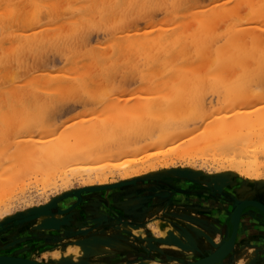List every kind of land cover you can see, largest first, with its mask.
Wrapping results in <instances>:
<instances>
[{
	"label": "bare ground",
	"instance_id": "6f19581e",
	"mask_svg": "<svg viewBox=\"0 0 264 264\" xmlns=\"http://www.w3.org/2000/svg\"><path fill=\"white\" fill-rule=\"evenodd\" d=\"M157 1L85 0L79 4H71L72 0H0L1 24L6 22L12 27L0 36V154L7 153L6 156L12 159V167L10 165L5 170L7 176L17 162L18 169L22 170L18 165L23 162L24 171H28L43 169L51 162L62 163L74 157L96 159L104 155H117L122 149L108 150V147L113 149L109 142L124 140L118 134L122 130L123 136L125 128H128L126 130L131 136L135 135V131L137 134L140 132L151 136L150 139L154 135V142L161 147H165L167 143L173 144L170 146L172 151L167 147L169 152L186 146H213L239 156V149L247 147L246 141L251 137L256 139V144L264 145V0L233 1L234 14L231 16H236L234 21L237 25L234 23L232 26H240L233 35L224 34L228 14H223L227 11V2L220 6L214 3L208 8L193 10L203 1L193 0L191 5L185 2L184 6L174 10V14L170 12L172 24L167 21L169 15L163 18L164 25L161 27L164 30H136L129 36L124 27L121 33L112 36L111 30L108 39L99 40L88 47L91 43L88 32L91 26L117 29L115 22L119 21L125 26L136 17L131 16V13L138 11L139 5H143L146 13L149 9L147 5ZM163 1L158 3L166 5L186 0ZM73 6H76L79 16H64L63 12ZM193 11L196 12L194 17ZM119 13H124L125 16H116ZM46 16L51 19L49 26L44 23ZM52 19L55 21L52 22ZM75 27L82 30L80 39L74 43L71 35L75 32ZM222 37L224 41L219 42ZM35 43L39 46H35ZM65 43L67 47H64ZM54 48L59 50L57 53L64 59L61 66H50L48 62L47 51ZM26 52L34 55L35 62L25 68L18 61V65L14 67L10 60H19ZM149 59L150 63L152 60V66L143 67ZM138 60L144 65L138 66ZM211 60H214L215 68L211 67ZM139 67L143 70L141 79L151 82L149 90L154 92L148 91L149 94L145 95L144 82L141 81L137 87V95L125 97L122 94L121 97L117 93L115 99L107 100H112V106L107 105V109L104 108L106 113L100 111L96 119H87L86 109L78 113L82 117L70 123L71 132L64 139L56 140L54 137L42 141L45 139L43 136L39 135V139L29 136L35 123L45 127L56 116L52 105L45 102L42 105H47V110L36 109V115L28 111L29 116H26L21 112L23 110L18 111L32 103V92L40 89L51 93L55 91L57 95L54 99L69 101L70 97L62 92L65 90L69 91L74 103L88 104L95 99L107 98L114 91H127V75L132 77L135 72L140 75ZM21 70L23 78L19 75ZM120 74L124 75L117 79L115 76ZM217 75L219 78H211ZM209 77L212 80L210 82L214 81L213 86L216 87L213 92L218 97L213 104L209 100L206 102L208 88L206 89L205 81ZM130 91L131 89L123 93L128 94ZM220 94L224 104L219 98ZM25 96L31 100L23 102ZM117 96L124 98L119 100ZM188 104L194 106L193 111H185ZM41 110L44 112L38 113ZM145 113H150L149 117L151 114L157 115L158 118L153 122L155 126L152 124L153 127H147L151 121L147 126L144 124ZM154 117L151 116L152 121ZM45 120L47 123H44ZM65 121L58 125H46L52 126L48 131L60 129ZM191 123L195 125L190 127ZM176 125L180 128L175 127ZM64 128L65 126L60 131L62 135L66 130ZM156 130L164 132V137L156 140L158 135L153 134ZM132 138L133 141L135 138ZM183 138H186V142L179 143ZM143 140H147V137ZM174 142L177 144L174 145ZM243 155L246 154L239 158H243ZM239 158L235 160V168H239L241 164L246 165L248 170L254 172L251 178H261L259 163H254L253 166L251 162L257 160V155L253 160L249 158L250 162L239 161ZM200 170L199 166L185 167L180 171L183 174L173 180L181 184L189 180L187 176L194 175L197 179L194 181L200 182L202 178L198 180V177L203 173H199ZM13 172L9 173L10 178H15L16 172ZM137 172L138 170H134L133 173ZM233 172L230 167L205 177V183L200 185L207 187L210 193L200 192L199 195H204V198L193 204L183 203L180 195L176 200L170 201L171 192L168 193L167 190H147V197L153 198L150 206L144 200L133 204L130 196H127V190L120 192L117 187L97 190L96 186L104 187L106 183L94 185L88 175L83 181L82 190L61 191L43 203L25 207V210L13 215L14 217H6L12 223L31 225L38 231L31 235L23 231V226L20 227L24 237L27 236L36 245L31 248L35 251L27 252L16 247L14 244L20 238L11 240L5 246H0V264L25 263L21 262L22 259L28 260L27 264H134V261H139L138 264H239L240 261L243 264H263L264 177L249 179L251 182L242 184L239 180L231 179ZM97 178L98 181L104 180L101 174ZM2 179L8 180L6 177L0 179V191L11 185V181L2 183ZM180 190L176 189L178 192ZM217 191L221 194L229 193L225 202L230 205L227 211L213 207ZM133 197L138 196L134 194ZM241 203L245 204L240 210L238 221L241 222V215L246 209L255 211V215L250 217L255 220L250 228L241 227L246 235L239 238L231 259L225 260L230 254V242L226 238L230 225L227 223L226 229L222 213L228 216V220L231 217L235 221L238 214L235 209ZM3 211L7 212L8 207H3ZM239 222L234 243L240 229ZM164 231L165 235L161 236ZM170 232L172 235L168 236ZM46 240L49 244L39 245ZM207 255L213 257L207 258Z\"/></svg>",
	"mask_w": 264,
	"mask_h": 264
},
{
	"label": "rangeland",
	"instance_id": "374dc122",
	"mask_svg": "<svg viewBox=\"0 0 264 264\" xmlns=\"http://www.w3.org/2000/svg\"><path fill=\"white\" fill-rule=\"evenodd\" d=\"M83 1H85V0H72L71 4H74V3L79 4V3H82ZM159 1H161V0H158L157 2H155V4L158 3ZM192 1L193 0H186L183 2L173 1V2L167 3L166 5H161L159 3L156 5L154 3H152L151 5L148 4L147 7H149V9L146 11V13H145V11H143L144 10L143 5H139L137 8L138 11L131 13V16H136V17H133L131 20H129L130 22L126 23L125 26L120 21H119V23L115 22V26L117 27V29L116 28L110 29L109 27L105 28V27L91 26L90 31H88L89 36L91 35V37H90L91 43L88 44V47L93 45L94 43H96L99 40L102 41V40L108 39V37L110 36L109 32H111V30H112V36L115 33H121L124 30V27H125V30L127 29L126 33L129 34V36L131 34H133L134 32H136V30H144V29L150 30L153 28H156V31H158L159 29L164 30V28L161 27L164 25V24H162L163 18H165V16L169 15V18H167V21L169 24H172V23H170V21L173 20V18L170 14L171 13L174 14V10H176L177 8H179L181 6H184L185 2H187L191 5ZM233 1L234 0H203V1H200L198 6L194 7L193 10L194 9L195 10L196 9H205V8L210 7L214 3H218L217 5L220 6L223 4V2H227L225 5V8L227 9V11H225V14H223V15L228 14V16H227L228 18L225 22L226 26L224 28V34H225V36H227L228 34L233 35L237 31V29L240 28V26H237V27L234 26V25H237V23H235V21H234V19H236V16H231V14L232 15L234 14ZM162 2H164V1L162 0ZM75 7L76 6H73L70 10L64 11L65 12V13L63 12L64 16H70L72 14L79 16ZM72 9H74V11ZM195 13L196 12L193 11V14H192L193 17H194ZM99 14H101V13H99ZM122 14H123V16H125L126 12H125V14L119 13L116 16L122 17ZM50 20L51 19H49L48 16H46L45 22H44L45 25L49 26L48 23H50ZM97 20H98V15H97ZM53 21H55V19H52V22ZM239 21H241V20H239ZM232 24H234L233 25L234 28H233ZM243 24H246V23H243ZM239 25H241L240 22H239ZM9 26H10L9 23L5 22V24L2 25L1 21H0V36H2L5 32L9 31V29L11 30L12 27H9ZM15 27L17 28V26H15ZM108 29H110V30H108ZM74 30H75V32L73 31L74 33H72V35H71V40H72V42L75 43L80 39V31L82 30V28L75 27ZM87 30H89L88 27H87ZM152 31H154V30H152ZM220 33H221V31H220ZM219 40H220L219 42H223L224 37L220 38ZM65 45H66V43L64 44V47H67ZM35 46H39V45H37V43H35ZM47 52H48L47 58H48V62L50 63V66H53V65L54 66H61V65H63L64 59L61 58L59 56V54L57 53V52H59L58 49H56V48L51 49V50L49 49ZM24 55H25V57H24ZM26 55H30V56L27 57ZM31 56H32V58H31ZM33 56L34 55L31 52H26L21 56V58H19V60L12 58L10 60V62H11V64L12 63L14 64L13 65L14 67H16L18 65V63L21 62L20 65L22 67L24 66L26 68L27 66H31L35 62V59H33ZM26 58H28V59H26ZM153 60H154V57H153ZM26 61H27V63H26ZM23 63H25V64L22 65ZM151 63H152V60H151ZM151 63H150V59L148 60L147 65H144L143 63H141L139 61L138 66L144 65L143 67L147 66V68H148V67L152 66ZM211 67L215 68L214 60L213 61L211 60ZM139 68H140V70L142 69V67H139ZM22 70L19 71V73H20L19 75L23 78L24 77L23 72H25V71L23 70V72H22ZM142 71L143 70L139 71L140 75L138 72L137 73L135 72L134 75L132 74L133 75L132 77L130 75H127L128 76L127 77V83H125V86H126V89H127V87L129 89H131V91L128 94H124V93H126L129 89L127 91L126 90L122 91V93H120V91H117V92L114 91L109 97H107V98L104 97L100 100L95 99L93 102H89L88 104L74 103L72 101V98H71L72 96L70 95L69 91H65V90L62 92H64L66 95H68L70 97V99H68L69 101H67V100L60 101V99H57V100L54 99L55 96L57 95V93H55V91L51 93V91H46L44 89L43 90L40 89L38 92H34V93L32 92L34 97L32 99L33 101H31L32 103L29 105L30 107L27 104H25L28 107H21L18 109V111L23 110L21 112H24L26 114V116L27 115L29 116L28 111L30 113H33L34 115H36L37 114L36 109L40 110V109L46 108L47 105H42V104L44 102H45V104L49 103L50 105H52L51 108H53L55 110L56 116L54 119H52V122H51V120L49 121V119H48L47 121H49V124H46V125L49 126L52 123H54L55 125H58L63 120L64 121L66 120L64 123L65 124L64 129H66V130H65V133L63 132V135H62V133L60 131H62V128L64 126L61 127L60 129L55 130V131H52V130L48 131V129L52 126L48 127L44 124L45 127H41L43 124H41V126H39L38 123H35L36 125L38 124V126H36L34 124V127L31 129V133L29 134V136L31 135L30 137L34 138V139H37L40 136L45 137L44 140L40 139V141L41 140L46 141L48 139L50 140L54 137H56V140H58L59 138L64 139L63 137H66V135L70 134V132H71V130L69 128L70 123H72L73 120L75 121V120H78L82 117V115L80 116V115H78V113L82 112V110L85 111L84 109H86V111L88 110L87 111L88 113L86 114L85 117L87 119L91 118V120L96 119V117L99 115L100 111L101 112L103 111V113H106V112H104V110H105L104 108H106L107 105H110L112 103V100L115 99V96L117 95V93L121 97H122V94L125 97L135 95L137 93V89H138L137 87L140 85L141 81L144 82V88H143L144 92L143 93H146L145 95H147V93L149 94V92H154V91L149 90V84L151 82H147V81H144L141 79V77H142L141 72ZM19 75L17 76V78L19 77ZM122 75H124V74L116 75L115 77L118 79V78H121ZM148 78H150V77H148ZM211 78H219V75H217L215 77H211ZM211 78L209 77L208 78L209 80L205 81L206 89L208 88L206 90L207 96H208L206 98V102H207V100H209L213 104L217 101L218 97L213 92L214 91L213 89L216 86L215 85L213 86L214 81H213V83L210 82V81H212ZM152 86H153V83H152ZM116 98L121 100L124 97L118 98V96H117ZM219 98L221 100L222 94H220ZM23 99H24L23 102L25 100H31V99L26 98V96ZM110 99H112V100L110 102H108ZM232 99L234 100V98H232ZM232 99H230V100H232ZM116 101H118V100H116ZM222 101L223 100H221V102ZM229 102L232 103V101H229ZM222 104H224V101L222 102ZM111 106H112V104H111ZM1 108H4V106H2ZM30 108L33 109V112ZM28 109H30V110H28ZM193 109H194V106L192 104H188L185 106V111H187V110L193 111ZM46 110H47V108L45 109V111ZM40 112H44V110H41L38 113H40ZM149 114L147 115L145 113L143 122L147 126V124H149V122L151 121L152 123L150 122V124L147 127H149L150 125H151L150 127H153V125H154L153 122L156 121L154 119L158 118V117H157V115L155 116L152 114L149 117ZM213 114H215L214 116H216V113H213ZM146 115L150 119L147 118ZM218 115L219 114L217 113V116ZM151 116L152 117L155 116L153 118V121L151 120ZM71 118H73V119H71ZM36 119L37 118L35 117V120ZM146 120H147V122H146ZM47 121L44 123H47ZM196 124H199V122H196ZM189 125H191L190 127H192L195 125V123H191ZM175 127H177V125ZM177 128H180V127H177ZM126 129H128V128H125L124 130L127 131ZM47 131H48V133H47ZM125 131H123V133H124L123 136L125 135L124 137L122 136V130L120 131L121 134L120 133L118 134L121 136L120 139L124 138V140L123 139H122V141L116 140L117 143L115 141L112 143L109 142L110 147H113V149H111V148L109 149V147H108V150H115L118 148L122 149L119 151V153H117V155H113V156L104 155L103 157L96 158V159H86V158L83 159L81 157H74V158L67 160V161H64L62 163L51 162L49 165L45 166L43 169H34V170H28V171L27 170L24 171V164H22L23 162L19 164L20 166L18 165V167L22 168V170H20V168L18 169L17 165H16V164H18V162L16 161L17 163L14 165V161H13L12 164L14 165L13 166L14 168H12V170L10 169V171L13 172V170L15 168H17L14 171L16 172L17 177L19 175L18 178L16 176H14L15 178H10L9 177L10 171L8 172V176H7V174L5 173V170L7 169V167H9L11 165L12 159H11V157L6 156L7 153H3L4 155L0 154V177L1 178L6 177V180L8 179L7 181L2 179L3 180L2 183L11 181L10 182L11 185L9 188L0 191V246L4 245L5 243H7L11 240H18L20 238V240L14 245L18 248H21L23 251L28 252L29 250H32L31 248L35 247L36 245L31 243L28 240L27 236L24 237V235L22 234V231L19 229H20V227L23 226L24 227L23 231H25L26 233L31 234V235H34L38 230L34 229L31 225L12 223V221L6 220V217L13 216L17 213H21L23 210H25L24 209L25 207L43 203L44 201L52 198L56 193H61V191L66 192V191H72V190H77V189L82 190L83 187H81V186L84 185L83 181L86 180V177L88 175H90L89 180L90 181L92 180L94 185L99 184V182L106 183V185L114 184L115 186L106 187V188L116 189L115 187H117V189H120V192H124L125 190H127L129 192V194L127 193V196H130V201L133 202V204L140 203L141 201L144 200L145 204L147 206H150L153 202V198L147 197L148 196V194H146L147 190H152V191H158V190L166 191L167 190V191L171 192V195L169 196L170 201L176 200L178 198V195H180L182 197V198L181 197L180 198L183 199V203L189 202V203L193 204L194 201L196 202L197 200H202L204 198V195H202V194H206L208 192L210 193V190L207 189V187H205L204 185H200V184L205 183L206 178L209 177L210 175L216 173L217 171H221V170L223 171L224 169H229L230 167H231V170L234 171L232 173L234 176L231 174V179L239 180V182L242 184L247 183V182H251L249 179L257 180V179H261L264 177V169L262 168V167H264V153H263L264 151L260 152V150H262L264 148V145L262 146V145L256 144L255 143L256 139L253 137H251L249 140L246 141V143H247L246 145H247L248 149H247V147H244V148H246V150L244 148L239 149V152H240L239 156H241L242 154H246V155H243V158L242 157L239 158V156H234V155H232V153L230 154L229 153L230 151L229 152H224L222 150L220 151L218 149L219 147L216 149V148H213V146L212 147H210V146L209 147H207V146L187 147L186 146L182 149L180 148V150L178 149V151L169 152L167 150V147L169 146L168 148L170 150L172 148L170 146H173V144L172 145H167V144H171V143H167V144L165 143L167 146L164 144L165 147H163V146L161 147L159 144L154 142L155 141V139L153 138L154 135L152 136V139H150L151 136H146L140 132H138V134H137L136 133L137 131H135L133 133L135 135L132 134L133 136H131L128 133V131L127 132H125ZM129 132H130V130H129ZM126 133L129 134V138H128L129 140L127 139ZM153 134L158 135V137L155 135L156 140L163 138L164 137L163 135H165L164 132L160 133V132H157V130ZM136 135H139V137ZM135 136H136V138H135ZM131 137H133L132 139H134V138L135 139L132 141ZM146 137H147V140H143L144 138L146 139ZM24 138H27V137H24ZM186 138H183L184 140L181 139L179 141V143H183V141L186 142ZM118 140H119V136H118ZM177 142H174V145H175V143L177 144ZM170 151H172V150H170ZM255 154L257 155L256 161L259 160V162H256L255 160L254 161L250 160L253 157V155H255ZM256 155L253 158H255ZM237 158H239V161H244V162L245 161H249V162L251 161V162H253V166L256 163H259V166H258L259 171L262 173V175H260L261 178H259V176L255 177V178H251V175H254V172L248 170V166H246V165L241 164V166L239 168H235L234 164H235V160ZM253 158H252V160H253ZM197 166H199V168H201V170H202V171L200 170L199 173L203 172L201 174L202 176L198 177V180L199 179L201 180V178H202V180H204V181H202V180L200 182L194 181V180H197L196 176L194 177V175L193 176H187V177H189L188 178L189 180L181 182V184H179L178 182L173 180L174 177H180V175L183 174V172H180V171H183L185 167L197 168ZM224 166H226V167H224ZM10 167H12V165ZM256 167H257V165H256ZM18 170H20V171L17 175ZM134 170H138V172L133 173ZM227 171H230V170H227ZM15 172H13V173L15 174ZM165 172L168 174H165ZM230 172H232V171H230ZM4 173L6 174V176H4ZM128 173H131V174H128ZM98 174L102 175V177L104 179L103 181L96 180V179H98L97 178ZM125 174H128V175L125 176ZM122 180L127 181V182L132 181V180H136V183L124 185ZM154 183H156V184L154 185ZM154 186H156V187H154ZM97 188L106 189L105 186L104 187L96 186V189ZM131 188L133 190H136V191H133ZM89 189H94V188H89ZM176 189H181V190H180V192H178V191H176ZM97 190H100V189H97ZM200 192L202 193L201 195H199ZM134 194L136 196H138L139 198L133 197ZM139 194H142L144 196L141 197V196H139ZM228 195H229V193L221 194L219 191H217L216 197L213 198V202H212L213 207H218L221 210L227 211L229 209L228 206H230L228 203H225L226 200H228ZM137 198H138V200H137ZM95 201L100 202L99 200H95ZM105 202H107V201L105 200ZM107 203H109V202H107ZM3 207H8V211L7 212L3 211ZM227 217L225 216V213H222V219L225 220L224 222L226 224H227ZM11 220H13V218ZM82 225H84V224H82ZM167 228L169 229V227H167ZM227 228H228V224L226 225V229ZM164 233H165V231L163 233H161V236L165 235ZM237 237L239 238V234ZM43 243L49 244V241L46 240L45 242L39 243V245H43ZM6 246L8 247V245H6ZM45 247H48V246H42V248H45ZM36 250L38 252L40 251V249H36ZM70 250L72 251L73 249H70ZM32 251H35V250H32ZM37 254L39 255L40 253H37ZM58 259H60V258H58ZM105 261H107V257H106ZM138 262L139 261H134V264H138Z\"/></svg>",
	"mask_w": 264,
	"mask_h": 264
},
{
	"label": "water",
	"instance_id": "95a60500",
	"mask_svg": "<svg viewBox=\"0 0 264 264\" xmlns=\"http://www.w3.org/2000/svg\"><path fill=\"white\" fill-rule=\"evenodd\" d=\"M123 183H124V185L126 184H133V183H136V180H132V181H123ZM122 183V184H123ZM119 184V183H118ZM113 186H115L114 184H109V185H105V188L106 187H113ZM79 190H81V189H79ZM168 193H170L169 191H167ZM152 195H154L153 194V192H150ZM146 194H148V192H146ZM245 203H241V205L239 206V205H237V208L235 209L236 210V213H238L237 214V218H236V220L235 221H232V218L230 217L229 218V220L227 219V223H229V225H230V228H229V233H228V236H226V238L227 239H229V242H230V245H229V247H228V249H230V251H228V252H230V254H228L227 256H226V259L225 260H227V259H231L230 257H231V255H232V253H233V251H234V247H235V245H236V247L238 246V242H239V238L237 237V239H236V241H235V243H234V240H235V236L237 235L236 233H237V226H238V215H239V213H240V210L243 208V205H244ZM263 214H264V207H263ZM232 216V215H231ZM238 234H239V229H238ZM172 234H171V232H170V234H168V236H171ZM167 236V237H168ZM166 237V238H167ZM166 238H164V239H166ZM162 239V238H161ZM226 239V240H227ZM234 243V244H233ZM134 253V252H133ZM142 256H144V255H142ZM210 257H213V256H211V255H207V258H210ZM0 259H2V257H0ZM16 260H18V259H16ZM21 262H25V263H17V264H27V263H29L28 262V260H26V259H22L21 260ZM262 263L264 264V261H262ZM205 264H209L208 262L207 263H205ZM213 264H215V263H213Z\"/></svg>",
	"mask_w": 264,
	"mask_h": 264
},
{
	"label": "crops",
	"instance_id": "0c3cea01",
	"mask_svg": "<svg viewBox=\"0 0 264 264\" xmlns=\"http://www.w3.org/2000/svg\"><path fill=\"white\" fill-rule=\"evenodd\" d=\"M254 212L255 211H251L250 209H246L242 213L241 222H239L240 223L239 238L241 236H245L246 235V232H244L241 227H245V226L249 227L253 223V221L255 220L254 218H250L252 215H255Z\"/></svg>",
	"mask_w": 264,
	"mask_h": 264
},
{
	"label": "snow or ice",
	"instance_id": "6c2138e0",
	"mask_svg": "<svg viewBox=\"0 0 264 264\" xmlns=\"http://www.w3.org/2000/svg\"><path fill=\"white\" fill-rule=\"evenodd\" d=\"M239 264H243V262H242V261H240V262H239Z\"/></svg>",
	"mask_w": 264,
	"mask_h": 264
}]
</instances>
